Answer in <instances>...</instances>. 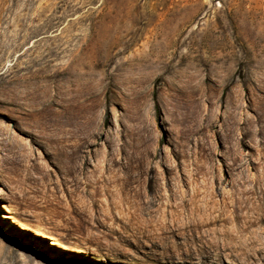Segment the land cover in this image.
Masks as SVG:
<instances>
[{"label":"rangeland","instance_id":"374dc122","mask_svg":"<svg viewBox=\"0 0 264 264\" xmlns=\"http://www.w3.org/2000/svg\"><path fill=\"white\" fill-rule=\"evenodd\" d=\"M0 264H264V0H0Z\"/></svg>","mask_w":264,"mask_h":264},{"label":"bare ground","instance_id":"6f19581e","mask_svg":"<svg viewBox=\"0 0 264 264\" xmlns=\"http://www.w3.org/2000/svg\"><path fill=\"white\" fill-rule=\"evenodd\" d=\"M196 192L197 189L193 187V192L190 194L188 199L182 194L177 196L178 192H174L176 197L175 204L170 202V194L167 196L166 194L160 193V195L157 197L158 201L156 200V202H153L155 208L149 210L151 219L154 217V219L156 218L162 223L161 225L164 229L163 232L173 231L175 228L180 229V232H185L187 230L186 228L190 225H201V221H199L197 217L200 213H208V205H199L195 202ZM164 197L166 198V201H164ZM187 205L189 206L187 207ZM5 217H9V214L5 213ZM220 219L222 218L219 216H214L210 218L209 222H217ZM53 243L58 244V242L55 240Z\"/></svg>","mask_w":264,"mask_h":264}]
</instances>
